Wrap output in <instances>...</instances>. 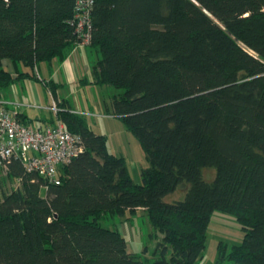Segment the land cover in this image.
Segmentation results:
<instances>
[{
    "label": "trees",
    "instance_id": "trees-1",
    "mask_svg": "<svg viewBox=\"0 0 264 264\" xmlns=\"http://www.w3.org/2000/svg\"><path fill=\"white\" fill-rule=\"evenodd\" d=\"M73 5L0 0V91L74 47ZM91 22L93 81L122 89L111 108L145 153L141 181L56 102L83 149L55 182L18 157L0 163V264H199L215 210L234 214L244 236L203 264H264V0H94ZM5 58L25 69L13 76ZM47 86L56 98L58 84ZM182 182L184 196L165 200ZM137 208L153 258L127 251L117 228Z\"/></svg>",
    "mask_w": 264,
    "mask_h": 264
},
{
    "label": "rangeland",
    "instance_id": "rangeland-1",
    "mask_svg": "<svg viewBox=\"0 0 264 264\" xmlns=\"http://www.w3.org/2000/svg\"><path fill=\"white\" fill-rule=\"evenodd\" d=\"M77 53H80L85 59L88 58L89 62L95 58V50L89 45L77 47L73 56L77 55ZM40 68L42 75L45 77L46 74L42 65H40ZM78 85V81L76 83L66 82L63 93L67 92L70 94L75 92L76 95H80L79 92L75 91V89H78ZM84 88L86 89V96L84 97L87 98V102L80 97L83 103L82 107L87 111L86 113L90 114V111H92V115H83L87 124L94 132L102 133L106 136L108 151L124 157L131 178L134 182L139 183L141 181L140 170L147 165L145 153L138 138L126 128L122 120L114 114L111 108L112 95L121 92L122 89L115 88L109 84H96L93 88L87 86H84ZM57 91L59 92V90ZM3 173V169H0V175ZM202 174L206 180H211L215 171L211 167H204ZM187 186L188 184L185 182L180 183L173 192L165 195L164 199L167 201L181 199ZM108 222L110 221L108 220ZM124 224L135 227L133 234L127 232L125 235L126 241L133 247V252L141 253L146 248L145 255L153 258L152 251L155 247L156 239L151 238L149 235L151 227L146 214L142 210H138L135 215H132L131 220ZM243 236L244 230L234 214L220 210L213 211L206 229L205 247L198 258V263H214L218 256L219 247L227 252L232 245L240 243ZM225 263L223 261V264Z\"/></svg>",
    "mask_w": 264,
    "mask_h": 264
},
{
    "label": "built area",
    "instance_id": "built-area-1",
    "mask_svg": "<svg viewBox=\"0 0 264 264\" xmlns=\"http://www.w3.org/2000/svg\"><path fill=\"white\" fill-rule=\"evenodd\" d=\"M93 3L94 0H74L70 18L76 35L74 47L88 45L91 41ZM48 107L55 113L60 109L54 100ZM82 149L80 135L66 129L59 119L41 127L24 123L0 98V163L18 157L26 171L55 182L60 166Z\"/></svg>",
    "mask_w": 264,
    "mask_h": 264
},
{
    "label": "crops",
    "instance_id": "crops-1",
    "mask_svg": "<svg viewBox=\"0 0 264 264\" xmlns=\"http://www.w3.org/2000/svg\"><path fill=\"white\" fill-rule=\"evenodd\" d=\"M76 48L77 47L69 49L62 60L53 59L50 63L44 62L45 64L40 62L44 65L38 63L35 67V74L38 77L37 80L31 76L18 78L8 88L0 91V98L7 102V107L14 110L22 122L37 127L54 123L57 119L56 113L48 107L52 100L81 115H92V111H90L89 114L83 109V103L80 97L84 98L87 102V98L84 97L86 96V89L84 86L89 88L96 86L90 70V65L94 59L89 62L88 58L85 59L80 53L73 56ZM2 64L12 73L13 76L16 75L17 69H25L21 64L14 65L7 58L2 60ZM40 65H42L47 77L42 75ZM49 80H53L58 84V87L56 88V98H53L50 89L47 86ZM77 81L79 85L77 87L78 89H75V91L79 92L80 95H76L75 92H71L70 94L67 92L63 93V90L66 87V82L76 83ZM57 90H59V92ZM138 210L142 209L137 208V211ZM135 213L125 215L117 222V228L124 237L127 232L133 234L135 227L125 225L124 223H128V221L131 220L132 215H135ZM126 249L129 252H133V247L128 241H126Z\"/></svg>",
    "mask_w": 264,
    "mask_h": 264
}]
</instances>
